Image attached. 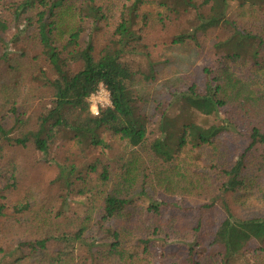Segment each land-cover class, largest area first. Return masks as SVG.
<instances>
[{"label":"trees","instance_id":"1","mask_svg":"<svg viewBox=\"0 0 264 264\" xmlns=\"http://www.w3.org/2000/svg\"><path fill=\"white\" fill-rule=\"evenodd\" d=\"M103 10L94 0H0V264H166L172 245L184 264H264V217H238L230 203L264 170V33L238 18L264 16V0H125L101 49L81 44ZM9 19L21 25L7 39ZM185 20L168 44L200 46L217 30L214 65L174 87L152 118L137 86L155 72L149 35ZM101 86L111 103L93 114ZM105 134L125 142L118 160ZM63 139L91 158L57 162ZM217 144L208 167L181 156ZM32 154L56 163L53 189L30 183Z\"/></svg>","mask_w":264,"mask_h":264},{"label":"rangeland","instance_id":"2","mask_svg":"<svg viewBox=\"0 0 264 264\" xmlns=\"http://www.w3.org/2000/svg\"><path fill=\"white\" fill-rule=\"evenodd\" d=\"M71 4L80 5L81 3L89 2L91 0H68ZM98 5H102L103 12L106 18L99 21L97 24H92L89 18L86 22V28L83 31L80 42L85 43L91 38L98 50L104 45L105 39L108 33L112 30L111 23L115 22L119 9L125 0H94ZM66 26L74 23V17L70 14H66ZM239 20H244L245 23L250 24L253 29L260 30L264 33V16L260 13L253 14L247 12L246 16L238 17ZM9 24L3 35L9 39L17 28L20 27L21 22L18 19H9ZM181 24V25H179ZM183 26H188V20L183 22H177L169 25L166 29L151 31L149 35L150 43L157 42V45L153 49V60L156 61L155 72L150 80L140 81L137 86L139 93L142 96L140 105L145 113H148L152 118H155V108L159 103L167 101L170 97V93L174 87L180 86L183 88L188 79H192L195 76L198 80H203L204 73L202 70L210 65H214L215 49L214 43L218 36L217 30L208 31L200 35V46L192 44L186 45H171L168 44L173 33L180 30ZM262 29V30H261ZM3 46L0 44V57L2 56ZM264 59V51L262 60ZM228 66L238 74L239 77H243L247 80L250 78L258 79L257 75H260L258 71L251 65L240 64L235 61H228ZM2 64H0L1 66ZM2 67V66H1ZM229 68V69H230ZM1 70V68H0ZM3 70V69H2ZM184 78V79H183ZM91 106L95 103L110 104L109 93L102 91L98 95H95L93 100H90ZM105 139L109 142V147L106 149V153L112 158L117 159L118 154L125 150V142L117 136L105 134ZM220 145H206L200 148L191 149L187 147L182 157H190L195 160L196 164L200 166L208 167L212 162L214 153L218 150ZM19 154L22 156L25 154L23 150H19ZM52 155L57 162L65 163L68 159L77 160L79 163H84L90 156L82 157L78 154L73 143L69 140H60L52 147ZM227 157V155H226ZM28 173L30 183L38 184L42 189L54 188L52 181L58 174V167L55 162L48 163L44 160H40L37 155L32 154L28 157ZM252 178L255 184L252 189L246 194L231 195L230 203L238 217H252L259 216L264 217V170L252 171ZM34 188L35 185H33ZM1 242V240H0ZM183 249L177 245H172L167 248V262L166 264H184ZM151 254L150 259H152ZM155 260L157 258H154ZM7 262H5L6 264ZM151 264V263H150ZM157 264V263H153Z\"/></svg>","mask_w":264,"mask_h":264},{"label":"built area","instance_id":"3","mask_svg":"<svg viewBox=\"0 0 264 264\" xmlns=\"http://www.w3.org/2000/svg\"><path fill=\"white\" fill-rule=\"evenodd\" d=\"M102 91H105L106 93H109L105 87L101 86L100 89L98 90V92H96L95 94H93L91 97H90V100H93L94 96L95 95H98L99 93H101ZM109 99H110V96H109ZM111 103V101H110ZM106 105L105 103H95L91 106V110L93 112V114H97L98 111H99V106H104ZM109 105V104H108Z\"/></svg>","mask_w":264,"mask_h":264}]
</instances>
